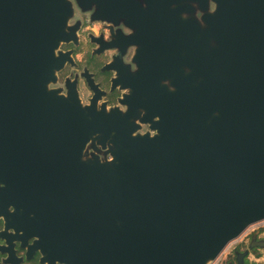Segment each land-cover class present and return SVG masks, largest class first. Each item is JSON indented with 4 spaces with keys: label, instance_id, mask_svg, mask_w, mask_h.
Masks as SVG:
<instances>
[{
    "label": "water",
    "instance_id": "obj_1",
    "mask_svg": "<svg viewBox=\"0 0 264 264\" xmlns=\"http://www.w3.org/2000/svg\"><path fill=\"white\" fill-rule=\"evenodd\" d=\"M215 1L121 110L56 87L69 0H0V182L61 263L214 264L264 220V2Z\"/></svg>",
    "mask_w": 264,
    "mask_h": 264
},
{
    "label": "flooded vegetation",
    "instance_id": "obj_2",
    "mask_svg": "<svg viewBox=\"0 0 264 264\" xmlns=\"http://www.w3.org/2000/svg\"><path fill=\"white\" fill-rule=\"evenodd\" d=\"M69 1L71 38L60 46L67 60L56 87L66 95L76 91L83 105L121 110H128L132 92L140 94L141 71L161 69L162 56L180 52L183 18L205 25L218 9L215 0ZM149 129L143 125V132ZM6 191L0 182V264H63L43 238V217Z\"/></svg>",
    "mask_w": 264,
    "mask_h": 264
},
{
    "label": "rangeland",
    "instance_id": "obj_3",
    "mask_svg": "<svg viewBox=\"0 0 264 264\" xmlns=\"http://www.w3.org/2000/svg\"><path fill=\"white\" fill-rule=\"evenodd\" d=\"M254 233H258L259 235L264 234V220L251 225L249 228L246 229V231L240 237L233 240L228 245V247L224 250V252L220 255V257L215 261V263L218 264L219 262L223 261L225 257L227 256L228 252L232 251V249L236 245H238L239 242L244 241V240H250L251 236ZM250 263H251L250 258H247L246 264H250ZM252 264H256V263L252 261Z\"/></svg>",
    "mask_w": 264,
    "mask_h": 264
},
{
    "label": "crops",
    "instance_id": "obj_4",
    "mask_svg": "<svg viewBox=\"0 0 264 264\" xmlns=\"http://www.w3.org/2000/svg\"><path fill=\"white\" fill-rule=\"evenodd\" d=\"M261 238H264V234H260L259 235ZM249 241L250 240H244V241H241V242H239L238 243V245H236L233 249H232V251H230V252H228V254H227V256L228 255H232V253L234 254V250H235V248L237 247V246H239V245H244V247L243 248H245V247H247L248 246V244H249ZM258 256H256V255H251L250 256V261H251V263L250 264H252V261L253 262H255L256 264H264V249H258V251H257V253H256ZM226 256V257H227ZM225 257V258H226ZM234 258H235V256H234ZM231 259V260H229V261H232V262H235L234 260H236V259ZM225 260V259H224ZM223 262L221 261V262H219L218 264H222ZM214 264H216V263H214Z\"/></svg>",
    "mask_w": 264,
    "mask_h": 264
},
{
    "label": "trees",
    "instance_id": "obj_5",
    "mask_svg": "<svg viewBox=\"0 0 264 264\" xmlns=\"http://www.w3.org/2000/svg\"><path fill=\"white\" fill-rule=\"evenodd\" d=\"M244 247V245H239V246H237L236 248H235V250H243V249H245V248H243ZM234 250V251H235ZM234 256H235V258H234ZM259 257V256H258ZM236 259V255L235 254H233L232 253V255H228L226 258H225V260H223L222 262V264H228V262H230L229 260H231V259Z\"/></svg>",
    "mask_w": 264,
    "mask_h": 264
}]
</instances>
